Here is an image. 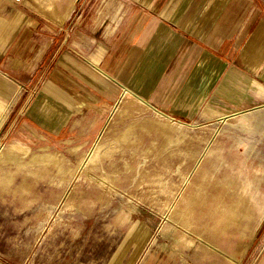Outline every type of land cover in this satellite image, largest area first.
<instances>
[{"label": "rangeland", "instance_id": "1", "mask_svg": "<svg viewBox=\"0 0 264 264\" xmlns=\"http://www.w3.org/2000/svg\"><path fill=\"white\" fill-rule=\"evenodd\" d=\"M47 73L12 82L0 125V264H264V105L177 116L124 89L96 133H53L31 111Z\"/></svg>", "mask_w": 264, "mask_h": 264}, {"label": "crops", "instance_id": "2", "mask_svg": "<svg viewBox=\"0 0 264 264\" xmlns=\"http://www.w3.org/2000/svg\"><path fill=\"white\" fill-rule=\"evenodd\" d=\"M20 6L0 0L3 98L46 67L31 111L50 132L96 133L124 89L177 116L264 105V0H64L58 17ZM263 217L237 228L241 254Z\"/></svg>", "mask_w": 264, "mask_h": 264}, {"label": "bare ground", "instance_id": "3", "mask_svg": "<svg viewBox=\"0 0 264 264\" xmlns=\"http://www.w3.org/2000/svg\"><path fill=\"white\" fill-rule=\"evenodd\" d=\"M47 1L48 2H50V1H53V0H43V1H39V0H33V2H30V1H26V2H24V3H26V4H28V3H31V4H33L35 7H41V6H43L42 5V2H46V4H47ZM50 4V3H49ZM48 4V5H49ZM47 7V6H46ZM44 8H45V6H44ZM41 10L43 9V8H40ZM9 90L7 89V87H6V85H5V83L2 81V79L0 78V125L3 123V121H4V119H5V117H6V115H7V111H6V108H7V106H8V104H7V102L6 101H4L3 99H1V96L2 95H4L6 92H8ZM124 92L126 93V94H131V92H130V90H128V89H125L124 90ZM121 98V97H120ZM117 105V104H116ZM146 107V106H145ZM162 115H166V114H164V113H161ZM219 117H223V119L225 120V119H229V118H233V116L231 115V114H228V115H219ZM222 119V120H223ZM230 121V120H229ZM170 122V121H169ZM101 137V136H100ZM98 139V138H97ZM98 141H99V139H98ZM97 141V142H98ZM97 142H95V144L93 145V147H92V149H91V154H92V156L94 157V158H96V157H98V153H99V149L101 148V145L99 144V143H97ZM14 147L15 148H17V149H21V147L20 146H16V145H14ZM23 148V147H22ZM101 150V149H100ZM15 152V151H14ZM12 155H14V157L16 156V153H11V152H8V153H4V152H2V151H0V158L1 157H4L5 158V160H8L9 159V157L11 156L12 157ZM18 156V155H17ZM35 157H38V158H43L45 161H47L46 159H48V160H51V157L53 158V156L52 155H35L34 156V158ZM12 159V158H11ZM55 159V158H54ZM4 160V159H3ZM16 160H18V159H16ZM30 161H31V159H30ZM44 161V162H45ZM261 223V222H260ZM248 238V237H247ZM246 245L247 244H245V246H244V249L246 248Z\"/></svg>", "mask_w": 264, "mask_h": 264}, {"label": "built area", "instance_id": "4", "mask_svg": "<svg viewBox=\"0 0 264 264\" xmlns=\"http://www.w3.org/2000/svg\"><path fill=\"white\" fill-rule=\"evenodd\" d=\"M8 1L14 4H20L22 2V0H8Z\"/></svg>", "mask_w": 264, "mask_h": 264}]
</instances>
